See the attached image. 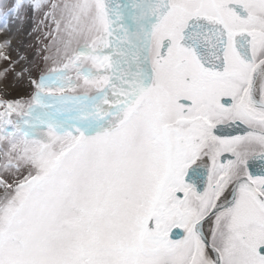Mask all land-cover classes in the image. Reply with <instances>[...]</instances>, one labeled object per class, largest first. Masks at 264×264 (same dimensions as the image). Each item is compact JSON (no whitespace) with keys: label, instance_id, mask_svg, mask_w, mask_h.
<instances>
[{"label":"snow or ice","instance_id":"1","mask_svg":"<svg viewBox=\"0 0 264 264\" xmlns=\"http://www.w3.org/2000/svg\"><path fill=\"white\" fill-rule=\"evenodd\" d=\"M0 32L31 90L0 93V264H264V0H0Z\"/></svg>","mask_w":264,"mask_h":264},{"label":"bare ground","instance_id":"2","mask_svg":"<svg viewBox=\"0 0 264 264\" xmlns=\"http://www.w3.org/2000/svg\"><path fill=\"white\" fill-rule=\"evenodd\" d=\"M10 25L13 27V33H10V35H13L14 37V40L16 42H19L21 41V32L22 31H19V32H16L15 31V28H16V24L17 22L15 20H11L9 21ZM0 39H3V33L0 32ZM28 87L25 86L24 88H17L15 85H9L7 87V89L4 88V85L3 84H0V93H2L3 91H7L9 97H13V96H17V97H21V98H25V95L28 91Z\"/></svg>","mask_w":264,"mask_h":264},{"label":"rangeland","instance_id":"3","mask_svg":"<svg viewBox=\"0 0 264 264\" xmlns=\"http://www.w3.org/2000/svg\"><path fill=\"white\" fill-rule=\"evenodd\" d=\"M13 20H15V19H13ZM31 28H32V24L26 25L24 27V30L21 32V39L25 42H31L32 44L35 45V44H37V37L28 35V33L31 31ZM30 95H31V90L29 88L24 99L29 98Z\"/></svg>","mask_w":264,"mask_h":264},{"label":"flooded vegetation","instance_id":"4","mask_svg":"<svg viewBox=\"0 0 264 264\" xmlns=\"http://www.w3.org/2000/svg\"><path fill=\"white\" fill-rule=\"evenodd\" d=\"M226 132H232V130L226 129ZM232 134H235V133L233 132ZM257 163H259V162H257Z\"/></svg>","mask_w":264,"mask_h":264}]
</instances>
